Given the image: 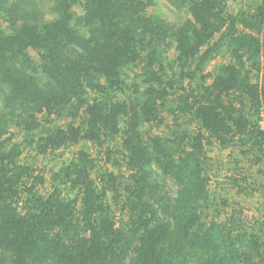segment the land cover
Listing matches in <instances>:
<instances>
[{
  "label": "trees",
  "instance_id": "16d2710c",
  "mask_svg": "<svg viewBox=\"0 0 264 264\" xmlns=\"http://www.w3.org/2000/svg\"><path fill=\"white\" fill-rule=\"evenodd\" d=\"M153 2L0 0V264H264V223L209 185L216 148L264 166V0H167L179 25ZM81 143L101 166L21 160Z\"/></svg>",
  "mask_w": 264,
  "mask_h": 264
},
{
  "label": "rangeland",
  "instance_id": "374dc122",
  "mask_svg": "<svg viewBox=\"0 0 264 264\" xmlns=\"http://www.w3.org/2000/svg\"><path fill=\"white\" fill-rule=\"evenodd\" d=\"M154 4L151 7L152 15L165 21L169 24L179 25L182 23L187 17V13H185V9L183 8L181 11L174 10L168 3L167 0H153ZM241 7L239 3H231L230 8L234 11L238 10ZM76 12L80 10L75 9ZM221 64V58H213L211 59L206 68L205 73L207 75L208 81L210 76L217 71V68ZM261 113V112H260ZM259 113V120H264V112ZM259 126V125H258ZM233 145H239V143H234ZM232 146V145H231ZM230 147V146H229ZM79 149H84L89 154L99 161V165L101 166L104 162L105 157L102 155V151L99 153L96 149L90 147L86 143H81L75 149L67 150L64 152H59L54 156L48 157H39L36 156L30 150H24L21 160L24 163L29 165H33L37 171H41L43 176L46 179H49V172L52 169H56L58 165H60V161L67 159L73 151H77ZM213 160H211L212 168L210 172V187L211 191L215 192V195L220 199L226 200V206H221L225 208L226 211L231 209H240L242 211V219L246 222L247 225H253L254 221H258L259 223H264V166H252L248 164L247 159L239 154V150L235 147L232 149H214L210 154ZM240 163H238L237 170H233L235 165L234 161L240 159ZM246 173L247 183H243L242 186L248 193H251L249 197H246L244 194H237L236 189L233 187V183L230 182L227 178L232 177L234 172L242 171ZM250 174H249V173ZM154 178L159 179L160 183L165 185V191L170 195L175 194V187L173 186L171 180L169 179H160L154 173ZM47 187H45L42 191L44 193ZM221 202V200H219Z\"/></svg>",
  "mask_w": 264,
  "mask_h": 264
},
{
  "label": "built area",
  "instance_id": "2783aa9c",
  "mask_svg": "<svg viewBox=\"0 0 264 264\" xmlns=\"http://www.w3.org/2000/svg\"><path fill=\"white\" fill-rule=\"evenodd\" d=\"M264 112V111H263ZM262 113V112H261ZM260 113V114H261ZM258 127H259V130L260 132L262 133V139H263V145H264V120H262V117H261V120L258 121Z\"/></svg>",
  "mask_w": 264,
  "mask_h": 264
}]
</instances>
